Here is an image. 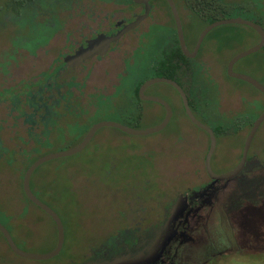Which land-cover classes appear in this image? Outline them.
<instances>
[{
    "label": "rangeland",
    "instance_id": "rangeland-1",
    "mask_svg": "<svg viewBox=\"0 0 264 264\" xmlns=\"http://www.w3.org/2000/svg\"><path fill=\"white\" fill-rule=\"evenodd\" d=\"M45 1L44 14L53 18L50 20L53 24L63 28L67 14L61 0ZM255 12L258 15L262 13L260 9ZM235 15L232 13L229 18ZM172 20L169 15L166 21L172 24ZM41 21L43 26L36 27V32L31 33L29 22H17V17L4 9L0 0V92L14 83L22 88L23 83L18 81L20 78L13 79L14 83L10 80L14 73L22 75L28 69L34 75L38 71L37 68L31 70L32 58L27 50L42 54L38 46L46 33L48 20ZM192 21L206 23L200 21L192 11L184 14L186 24L194 23ZM167 27L169 31L166 27L164 30L166 35L176 38V26ZM206 27L185 26L190 46L194 45L198 31L200 33ZM162 28L156 27V31L162 32ZM258 40L259 36L251 28L228 25L212 31L206 38V45L209 51L216 47L217 52L224 53L219 66L223 61L227 64L234 56L253 48ZM147 57L145 53L146 59L143 57V61L149 62ZM33 63H37V59ZM239 65L249 69L248 74L264 84L263 51L247 57ZM63 67L57 66L56 73L60 74ZM222 76L224 78V73ZM28 79L34 81V78ZM224 79L225 85L238 90L241 97L246 98L245 95H248V99L241 103L247 106L242 110L244 115L237 113L238 118H245L243 126L234 136L219 139L212 160L213 171L217 175L226 174L238 164L251 132L250 126L264 112V95L261 92L244 81L231 77ZM223 82L221 84L224 85ZM92 87L91 84V90ZM114 95L113 92V97L104 100L100 106L90 95L85 104L88 113L84 114L86 126L78 131L61 129L54 143L45 146L43 142V149L26 153V157L35 159L39 154L43 157L74 148L80 140L76 134L85 131L83 129L89 125L114 121L145 130L158 126L165 118L162 107L147 103L139 114L142 119L135 122L133 116H138L135 114L138 107L134 98L129 94L126 99H122V104H114L118 102ZM173 102L176 105L175 113L163 131L137 136L105 127L98 131L82 152L49 161L39 167L34 177L38 188L52 190V194L64 193V199H59L63 212L58 210L65 222L63 257L79 258L88 249L98 248L105 240L120 237L124 230H149L178 193L197 189L204 184L206 186L210 182L203 165L209 147L208 137L188 119L182 101L175 95ZM3 106L5 104L0 103V107ZM12 115L14 117L15 113ZM230 125L228 117L226 128ZM250 157L252 161L249 165L258 167L254 172L249 170L239 178L217 183L220 185L197 204L188 226L183 228V238L176 245V264H264V195H260L259 199L254 197L243 201L244 197L241 196L244 193L252 194V191L240 190L242 185L249 187L254 182L258 185L261 180L258 187L264 189V123L254 139ZM20 174L22 177V169ZM34 190L37 192L36 188ZM239 198L244 203L237 207ZM0 207H4V211L14 217V221L7 223L9 217L0 212V223L10 227L22 250L32 254H48L55 249L58 239L52 219L31 204L17 184L7 178L5 181L0 179ZM231 236H234L233 241ZM137 237L135 232L133 239ZM210 248L218 253L209 254ZM57 261L56 258L40 261L16 256L8 249L0 232V264H56Z\"/></svg>",
    "mask_w": 264,
    "mask_h": 264
},
{
    "label": "flooded vegetation",
    "instance_id": "flooded-vegetation-1",
    "mask_svg": "<svg viewBox=\"0 0 264 264\" xmlns=\"http://www.w3.org/2000/svg\"><path fill=\"white\" fill-rule=\"evenodd\" d=\"M64 1L65 5L63 8L67 15L64 19L63 28L61 26L58 27L56 23L53 26H45L46 33L41 39L42 43L41 47H39V51H42V54H34L27 50V53H30L32 58L31 70L37 68L36 70L38 71L32 75L26 69L22 72V75L16 72L14 77L10 79L14 83L13 79L17 77L21 79L18 80L19 82L34 78V87L42 94V97L37 100L35 97L33 98L35 104H37V111L43 109L47 111L48 115H54L60 119L61 114L57 113L56 109L63 108L69 111L76 108L71 98L67 97L74 91L79 96H82L81 100L83 103H86L87 101L84 102V100H87L91 95L94 102L99 106L107 98L113 97L111 96L113 92L115 93L114 97L118 98V94L123 91L121 96L128 97L130 94V97H133L134 102H136L137 110L139 111V108H141L139 112L135 113L138 116H133L135 122L142 119L139 114L143 111V105L147 103L159 105L166 113L165 107L159 103L146 100L145 97H156L166 101L172 107L173 113H175L176 105L172 97L175 95L180 100L181 97L169 84L157 83L151 85L145 89V95H141V90L148 81L154 78H166L175 81L186 92L194 114L202 123L214 130L217 137V146L220 138L234 136L243 126L242 121L244 122L245 118H238L237 113L244 115L243 111L247 106L241 103L248 99V95H245L246 98L241 97L238 90L231 89L225 85L226 80L224 79L229 77L228 65L235 56L227 64L223 61V64L218 66L219 60L224 53L217 52L216 47H214V50L209 51L206 45V38L212 31L205 38L195 57L186 56L180 47L178 35H175L176 38L173 35L169 37L164 31L165 27L169 31L167 26H177L168 0H152L148 5L136 3L132 0ZM174 1L182 20V26H184L185 39L191 53L194 52L200 34L205 28L200 32L198 39L196 35L193 42L194 45L190 46L185 26H211L213 23L223 19H244L264 29V0ZM257 9L261 10L262 13L260 15L255 12ZM190 11L198 15L200 21H205L206 23L192 21L194 23L188 22L189 24H186L184 22V14ZM232 13L236 14L235 17L229 18ZM169 15L173 19L172 24L166 21ZM40 17L41 20H53V18L44 13ZM48 21H46V24H48ZM231 26L246 25L231 24ZM156 27H163L162 32H157ZM251 29L259 36V40L256 43L258 45L262 37L255 29ZM101 42L102 47L95 57L81 64L65 65L63 67V63L72 55L74 56L81 48ZM214 45L217 46V43ZM261 51L264 52V47L257 53ZM145 53L149 62L143 61ZM173 55L176 56L175 61H173L177 64V67L172 66L171 57ZM34 59H37V63H33ZM242 60L236 63L234 71L250 76L248 74L249 69L239 65ZM57 66L63 67V69L59 75L53 76L54 79H51V75H54L57 71ZM223 73L224 78L222 76ZM250 77L256 79L264 86L257 77ZM222 82L224 85L221 84ZM15 84L17 85V83H14L12 87L16 88ZM91 84L93 85V90H91ZM78 85H80V90H78ZM124 85L125 87H123ZM253 88L259 91L255 87ZM51 101L53 102L52 105ZM114 104H120V101L114 102ZM29 107H24L27 113ZM66 116L64 114V119ZM228 117L231 125L226 128ZM62 125L63 127L70 126L71 122L58 123V126ZM252 127L253 125L250 126V130H252ZM198 129L207 135L209 151L210 136L204 130ZM215 154L216 151L213 157ZM206 156L204 157L203 165L207 176L210 178L205 165ZM251 161L252 159L249 161L248 157L245 169L234 179L241 177L246 171L251 170L254 172L258 168L256 165L250 166ZM219 182H214L210 178V182L206 186L204 184L197 189L192 188L177 194L176 198L167 204L168 208H165L164 214L158 217V220L149 230L137 233L138 239L129 237L126 239L129 243H126L125 238H121L119 241L114 242L120 244L118 248L101 245L96 249H88L79 258L74 256L63 257L61 252L56 257L58 259L56 264H107V262L109 263L116 258H118L117 264H176V245L183 238L185 232L183 228L188 226L189 219L194 210H196L197 204L208 194H211L214 188L220 185L217 184ZM182 196L188 197V202L186 201L181 206L180 211L182 213L169 222L172 207ZM191 211L189 219H186L187 214ZM4 214L10 217L7 213L4 212ZM12 236L14 235L12 234ZM2 238L8 249H10L3 235ZM122 240L123 242H121ZM16 244L18 245V243ZM11 252L13 253V251Z\"/></svg>",
    "mask_w": 264,
    "mask_h": 264
},
{
    "label": "trees",
    "instance_id": "trees-1",
    "mask_svg": "<svg viewBox=\"0 0 264 264\" xmlns=\"http://www.w3.org/2000/svg\"><path fill=\"white\" fill-rule=\"evenodd\" d=\"M1 1L3 8L11 11L13 16L17 17V22L19 21L29 22L28 25L31 26V30H30L31 33L36 32V27L43 26L40 21L41 17L39 18V16L45 12L44 9H46L45 4L47 1L45 0H1ZM60 2H62V6H64L63 0H61ZM46 26H53V22L49 20ZM199 34L200 33H198L197 35L199 36ZM30 40L33 41L31 38ZM39 47H41V45H39L38 48ZM30 52L33 53L34 51H30ZM175 58H176L175 55L171 57V63L173 67H177V64H175L174 62ZM57 75L59 74L55 75L54 73V75H51V79H54L53 76H57ZM21 82L23 83V88H19V87L15 88L12 87L11 84L9 88H6L4 91L0 92V103L5 104V106L0 107L1 108L0 111L2 113L0 114L1 116L0 117V179L5 181L7 178L13 184H17L23 196L30 202V200L26 197L24 193V188H23L24 176L27 170L30 168V166L34 164L41 157V155L39 154L37 158L32 159V157L29 156L26 157V153H34L37 149L38 150L43 149L42 147L43 142L45 146L54 143L55 136H59L58 131H60L61 129H69L72 131L81 130L87 124V118L85 117L84 114L85 113L88 114V113L86 110V105H85L86 103H83L81 100L82 96H79L75 91L70 95H67V97L71 98L76 108L69 111H66L63 108L56 109L55 111L61 114L60 119H58V117L54 115L52 116L48 115L47 111L43 109L37 111V104H35V100H33V98L35 97L36 100L41 98L42 97L41 92L39 93V91L35 89L34 81H29V79H26ZM78 90H80V85H78ZM122 93L123 91L120 92V94H118V98H117L118 101H120V104L124 102L122 101V99L127 98L124 97V95L121 96ZM86 101L87 100L85 99L84 102ZM50 103L52 105L53 102L51 101ZM27 106H30L28 108V113L24 109V107ZM13 113H15L14 117L12 115ZM64 114L67 115L65 119H64ZM60 122H71V125L65 127H63V125L58 126V123ZM92 127L93 125H89L83 129L85 131L76 134L78 137H80V140L75 144V147L83 141V139L85 138V136L88 134V132ZM251 159L252 158L250 157L249 154V161ZM21 169L23 170L22 177L20 174ZM37 170H39V168ZM35 173L33 174V177L31 179L32 191L41 201L49 205L55 211L57 210L56 212L61 217L63 223H65L62 218L63 217L62 214L58 212V210L61 213L63 212V209L59 204L60 202L59 199L60 198L64 199L62 197L64 193L59 194L54 192V194H52V190L49 189L44 190L41 187L38 188V183L34 178ZM260 182L258 184L259 186H260ZM254 183H252L251 186L249 185V187L245 185L241 186L240 190H242L243 192L252 191V194L244 193L241 196L244 197V200L242 198H239L237 207L244 203L242 202V200L243 201L251 200L254 197L259 199L260 195L261 196L264 195L263 194L264 189L258 187V185H255ZM34 188L37 189V192L34 190ZM15 205H17V203H15ZM54 206H56L57 209ZM0 212L1 213L5 212L4 207H0ZM9 216L10 217L8 218L7 223L8 222L11 223L12 221H14L13 220L14 217L12 215ZM255 217L259 218L258 216ZM259 224L260 223H258V225ZM3 225H5L10 230L9 226H7L6 224ZM139 231H134V229L124 230L122 231L120 237L107 239L105 240V242H102L101 245H103L104 247L118 248L120 247V244L114 243L115 241L117 240L119 241L121 238L122 239L125 238V240L128 239L129 237L133 238L135 232L138 233ZM233 240H234V236H231V241ZM121 242H123V240ZM126 243L129 242L127 241ZM211 248L209 249V254L215 255L216 253H218L216 251H211Z\"/></svg>",
    "mask_w": 264,
    "mask_h": 264
},
{
    "label": "water",
    "instance_id": "water-1",
    "mask_svg": "<svg viewBox=\"0 0 264 264\" xmlns=\"http://www.w3.org/2000/svg\"><path fill=\"white\" fill-rule=\"evenodd\" d=\"M132 1H134L136 3L148 5L150 3V1H152V0H132ZM168 1L170 3L172 13L174 16V20H175L176 25H177L176 31H177L178 39L180 42V47L186 56L195 57L198 54V52H199L205 38L207 37V35L211 31L215 30L216 28L222 27L221 25H231V24L246 25L247 27H251V28L255 29L257 32H259L261 37H262L261 42L258 45H256L255 47H253V48H251V49H249V50H247L241 54H238L229 62L228 76L231 78L242 80V81L250 84L251 86L255 87L261 93L264 94V86L261 83H259V81H257L256 79H254L250 76L240 74V73H236L234 71V66L236 65V63H238L240 60H242V59H244L250 55L257 53L258 51H260L264 47V29L261 26H258L256 24H254L253 22L247 21L244 19H223V20L217 21V22L213 23L211 26H207L201 32L200 37L197 41L195 50L193 53H191L189 50L188 44L186 42V39H185L184 26H182V20H181L180 14L178 12V9L176 7L175 1L174 0H168ZM101 47H102V42L99 44H96V45L89 44L87 47L81 48L74 56L69 57L64 63H65V65L69 62H72V64L73 63L74 64H81L84 61H86L92 57H95L98 54V52L100 51ZM56 74H58V73H55V75ZM157 83H165V84H169L170 86H172L179 93L181 100H182V103H183V106L185 108V113H186L187 117L189 118V120L192 122V124H194L195 126H197L200 129L204 130L210 136V148H209V151H208L206 159H205L206 169H207V172H208L210 178L214 182H219V181L223 182V181H229V180L234 179L235 177L239 176L243 172V170L245 169V166L247 164L248 157H249L250 150H251L252 144L254 142L255 136H256L258 130L260 129L261 125L264 123V112L262 113V115H260L258 117V119L253 124L252 130H251L248 138L245 141L241 160H240L239 164L235 168H233L231 171L227 172L226 174L217 175L212 169V157H213L214 152L216 151V148H217V137L215 135L214 130L211 127L202 123L197 118V116L194 114V112L191 108L188 95L173 80L166 79V78H154V79L148 81L143 86V88L141 90V93H142L141 95H143V96L145 95L144 91L147 87L154 85V84H157ZM145 99L152 101V102L159 103L160 105H162L166 109L165 119L158 126H155L153 128H149V129H145V130H139V129L131 128L129 126H126V125L118 123V122H114V121L102 122V123L94 125L90 129L88 134L85 136L83 141L79 145H77L76 147L71 148V149L66 150V151H63V152H56V153H52V154L43 156V157L39 158L34 164H32L30 166V168L27 170V172L24 176V181H23L24 193L32 204H34L39 209L44 211L54 221V223L56 225V229H57L58 241H57L56 248L48 254L28 253V252L22 250L15 243L13 236H12L11 232L8 230V228L5 225H3L2 223H0V232L4 236L9 248L11 249V251H13L14 254H16L19 257L30 259V260L47 261V260H52V259L56 258L58 255H60V253L64 249L65 240H66V232H65V225H64L61 217L53 208H51L49 205H47L46 203L41 201L35 195V193L32 191L31 179L33 177V174L36 172V170L39 167H41L43 164H45L49 161L73 156V155H76V154L82 152L92 142V140L94 139V137L96 136L98 131L102 128H105V127L117 128L123 133L129 134V135H137V136L150 135V134H154V133L163 131L169 125V123L173 117L172 107L166 101L161 100V99L156 98V97H145ZM186 201L188 202V197H183V196L177 200L176 204L172 207L171 216L169 217V222L182 213L180 211L181 206H183L186 203ZM191 213H192V211L189 214H187L186 219H189V215H191ZM117 263H118V258L114 259L113 261H110L109 263L107 262V264H117Z\"/></svg>",
    "mask_w": 264,
    "mask_h": 264
},
{
    "label": "clouds",
    "instance_id": "clouds-1",
    "mask_svg": "<svg viewBox=\"0 0 264 264\" xmlns=\"http://www.w3.org/2000/svg\"><path fill=\"white\" fill-rule=\"evenodd\" d=\"M184 107V106H183Z\"/></svg>",
    "mask_w": 264,
    "mask_h": 264
}]
</instances>
